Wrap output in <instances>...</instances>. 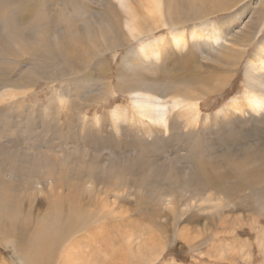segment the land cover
I'll list each match as a JSON object with an SVG mask.
<instances>
[{
    "label": "rangeland",
    "instance_id": "rangeland-1",
    "mask_svg": "<svg viewBox=\"0 0 264 264\" xmlns=\"http://www.w3.org/2000/svg\"><path fill=\"white\" fill-rule=\"evenodd\" d=\"M1 3L2 23L10 24L9 30L0 31V157L4 156L3 163L15 161L22 167L18 172H24L27 166L38 171L51 170L54 166L57 180L70 173L72 166L80 170L112 167L142 173L151 169L183 173L193 168L197 175L193 179L195 186L180 194L183 209L187 210L179 214L178 222L170 210L160 204L154 208L152 199L146 196L127 195L119 200L117 207H111L115 212L111 211L114 213H109L108 221L102 224L105 230L92 227L97 234L94 237L97 246L91 248L82 242L74 247L76 256L83 253V258L78 260L81 264H146L140 253L146 247L163 248L164 254L157 264H264V248L258 241L263 232L260 228H264V182L248 170L250 175L245 177L249 179L243 180L244 170L235 164L241 162L245 157L243 152L250 146L249 151L260 150L259 144L264 146V111L258 115L236 114L232 119L225 118L223 113L233 98L241 99L254 91V87L250 91L246 84L247 71L251 69L250 59L264 42V0L205 2L208 10L210 5L218 7L208 15V20L218 24L229 21L226 27L241 32L243 37L241 34L239 37L247 42L242 57L237 56L236 65L226 64L224 56L211 52L205 45L201 49L194 46L188 28L194 26L193 21L185 24L188 44L184 49L171 45L168 27L160 24L143 41L165 34L168 43L164 57L143 61L145 64L135 60V65L132 61L136 59V52L131 50H137L139 41L124 45L122 39L123 46H113V53L105 46L106 38L92 36V39L86 33L85 23L100 15L115 26L119 23L116 19L119 15L108 7V0ZM63 57L66 63H62ZM147 85L165 87L166 91L174 88L182 93L197 90L203 99H200L202 105L196 122L190 125L184 117L171 114L169 130L152 132L148 126L152 121L141 119L132 104L131 89ZM52 152L60 155L55 162L50 157ZM222 193L227 196L228 205L217 210L200 209L208 204V197L214 194L217 198ZM176 194L166 190L169 197ZM44 202L40 197L39 203L33 205L36 221L37 209L46 211ZM43 213L40 211L39 217ZM50 230L55 232V228ZM102 233L106 237L105 246ZM214 234L218 240L210 243L207 238ZM139 239L143 241L139 243ZM9 242L0 233V264H24Z\"/></svg>",
    "mask_w": 264,
    "mask_h": 264
},
{
    "label": "bare ground",
    "instance_id": "bare-ground-1",
    "mask_svg": "<svg viewBox=\"0 0 264 264\" xmlns=\"http://www.w3.org/2000/svg\"><path fill=\"white\" fill-rule=\"evenodd\" d=\"M206 1L207 0H108V7L114 8L115 15H119L117 17H120H116L117 20L119 19V23L115 26L113 22L101 18L99 14V18H94L86 22L84 28L87 29L86 33L88 37L92 39L96 36L106 38L104 39L106 40L105 46H107L108 50L112 51L115 46H123L122 39L125 40L124 45H130L134 40L137 42L139 41L140 45L137 46V50H131L132 52H136V59L132 61L135 65H137V62L140 64L141 61L143 62L152 58L159 60L160 57H164L163 53L168 43L165 34L154 36V38L146 42L143 41L144 38L147 39L150 34H153L152 32L155 29H159L158 27H160V24L168 27L172 37L170 43L178 49H184L188 44L186 31L190 28V39L195 47L201 49L202 46L205 45L210 48L209 50H211V52L213 51L224 56L226 64L236 65L237 56L239 54L240 57H242L244 48L247 47V42L241 40L239 37L241 32L230 30L226 27L229 21L218 24L208 20V15L213 14L218 7L210 5L209 7L211 8L208 10V5L205 6ZM1 2L6 4L9 3L10 0H0V4H2ZM225 9L227 8H220V10ZM5 10H7V8ZM25 13L27 14V12ZM1 14L3 13L0 12V31L9 30V23H2L4 17L1 16ZM117 20L114 19L115 22ZM7 21L10 23L13 22L12 19H7ZM189 21H193L192 25L194 26H188V28H186L185 24ZM110 44L113 45L111 46ZM133 47L134 46H132V48ZM113 53L115 52L113 51ZM65 55L66 54L63 56ZM128 55L129 54H127V56ZM133 56L134 55L131 54V57ZM62 59V63H66L67 59H65V61L64 57ZM135 60H137V62ZM128 61L129 60L126 62ZM249 63L251 69L247 71L248 80L246 84L250 87V91L254 87V91L244 96V98H233L227 105L228 109H223L225 118L232 119L236 114L245 115L247 112L258 115L260 112L264 111V42L257 48ZM130 64L131 62H129V65ZM141 64L145 63L143 62ZM71 71H73V69H71ZM141 81L147 82L146 79ZM170 89L171 88H169V90ZM131 93L134 94L132 100L133 109L141 116V119L142 117L149 118L152 121V125L147 124L152 132H164L169 130V117L171 114H175L177 118L184 117V121L190 125L191 123L194 124L199 117L202 105L200 99L202 96H200L201 94L199 95L197 90H187L182 93L180 91L176 92L174 88L171 91H166L165 87L161 89V87L154 88L147 85L143 88H132ZM168 97V100L171 102L170 106H168V100L166 99ZM134 104L136 105L135 108ZM262 116L264 117V115ZM231 119L229 120L231 121ZM259 147H261L260 150L256 148L257 150L254 149L249 151L251 149L250 146L243 152L245 157L240 160L241 162H235L237 167L244 170L242 175L245 181L249 179L245 177V175H250L248 171H252L264 182V146H260L259 144ZM59 156L53 153L50 157H52L51 160L55 162L56 158ZM3 157H0V233L3 239L6 238L10 240L15 253L24 264H75V262L83 258L81 255L83 253L81 251V253L76 256L74 247L82 242L83 245H89L91 248L96 247L97 242L95 238L97 234L94 230H105V226H102V224H106L108 221L109 213L112 214L115 212L112 208L117 207L119 205L118 201L127 195L129 197L138 196V198H141L142 196H146L151 198V204L153 203L152 205L154 208L155 204H160L164 209L170 210L175 216V222H178L179 218H181L179 214L187 210L186 207L183 209L184 204L181 203L182 201L179 199L180 194L192 189L195 186L193 184V179L197 177L195 171L193 172V168L186 171L183 170V173H172L171 170L153 172L152 169L142 173L135 172L134 170L124 171L112 167L102 168L101 170H93L92 168H87L89 170H80L77 166H72L70 173H66V175L60 174L62 179H59V181L55 178L57 175H55L53 165L51 170L45 167V169L47 168L46 171H38L37 168L32 169L31 166H24V172H18V170H22V167L19 168L15 161L7 162L6 160V162L3 163ZM8 164H10V167L6 168L5 166ZM69 166V168H71V165ZM17 176L19 178H17ZM70 176H72L74 180ZM243 183L248 186L250 185L244 181ZM167 189H171L177 194L169 197L166 195ZM111 196H114L113 200L110 199ZM40 197H42L45 201L44 203L47 204V208L45 212L42 208L41 210L37 209L39 214L36 216L38 218L36 221L33 217L34 211L36 210H34L33 205H35L36 202L39 203ZM137 201L140 202L138 199ZM207 201H209L208 204L206 206H201L200 209L207 210L213 208L217 210L225 204L228 205L227 196L223 193L217 198H214L213 194V196L207 198ZM139 202H137V204H139ZM107 207L109 211H106ZM40 211L44 213L43 216L39 217ZM157 213L158 212L155 214ZM36 214L37 212H35V215ZM24 215H26V217H24ZM164 219H166V215ZM154 223H156V221H154ZM92 227H95L94 230H92ZM260 227L262 226L258 228ZM51 228H55V232L50 230ZM87 228L91 229L87 230L86 233H81ZM260 229L263 232H261L262 235L259 236L258 241L259 245L264 248V228L262 227ZM176 230L178 229L176 228ZM143 235L140 236L143 237ZM154 236L156 237V235ZM155 237L153 238L155 239ZM180 238L182 239V237ZM187 238L189 240L188 236ZM207 239L210 240V243H214L218 240V236L214 234L210 239L209 237ZM102 240L104 241L102 245H104L106 243L104 233H102ZM141 241H143V239L138 240L139 243ZM24 249L25 251H23ZM145 249H143L145 251L141 250L140 252L142 260L145 261L146 264H157L158 260L162 257L163 248L152 250L146 247ZM77 264L81 263L79 262Z\"/></svg>",
    "mask_w": 264,
    "mask_h": 264
}]
</instances>
